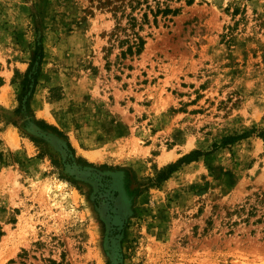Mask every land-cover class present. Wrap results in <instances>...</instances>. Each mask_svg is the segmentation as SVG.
Instances as JSON below:
<instances>
[{"label":"rangeland","instance_id":"1","mask_svg":"<svg viewBox=\"0 0 264 264\" xmlns=\"http://www.w3.org/2000/svg\"><path fill=\"white\" fill-rule=\"evenodd\" d=\"M260 131L264 0H0V264H264Z\"/></svg>","mask_w":264,"mask_h":264},{"label":"trees","instance_id":"2","mask_svg":"<svg viewBox=\"0 0 264 264\" xmlns=\"http://www.w3.org/2000/svg\"><path fill=\"white\" fill-rule=\"evenodd\" d=\"M160 11L161 9H158L156 13ZM168 12H172V10L164 9L162 11L163 14H167ZM155 17H156V14H155ZM130 24L132 26V21ZM124 42L128 43V45H127V49L122 51L123 57H126L127 55L132 56L134 54L139 55L142 52L144 45L146 43L144 37L140 35L138 31L134 32V39H132V36H131V38H127L126 40L119 41V43L121 44H123ZM43 59H44V46L41 40H39L36 44L34 56L22 80V90L19 95L20 105L16 110L17 113H20L24 109H28L30 107V99L33 93L35 92L36 86L38 84V78H39V75L41 74V65H42ZM53 128L54 130H57L56 127H53ZM255 130L257 131L256 128L252 129L250 132H248V134L254 132ZM56 132L61 133L60 131H56ZM259 136L262 137L264 140L263 131H260ZM68 146L70 147L69 143H68ZM195 153H199V151L191 152L190 154L186 155V157L180 159L177 163L170 164L164 167L158 174V178L156 179L157 182H162L165 179L169 178L171 173H173L177 169L178 165L185 162L187 159L190 158V161L195 160L196 157L192 158L195 155Z\"/></svg>","mask_w":264,"mask_h":264}]
</instances>
